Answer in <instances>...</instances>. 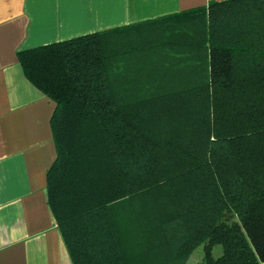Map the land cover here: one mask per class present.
<instances>
[{
	"label": "trees",
	"instance_id": "16d2710c",
	"mask_svg": "<svg viewBox=\"0 0 264 264\" xmlns=\"http://www.w3.org/2000/svg\"><path fill=\"white\" fill-rule=\"evenodd\" d=\"M15 56L53 103L44 195L71 264H182L197 244L195 264L264 261V0H208ZM141 56L147 81L114 77Z\"/></svg>",
	"mask_w": 264,
	"mask_h": 264
},
{
	"label": "crops",
	"instance_id": "0c3cea01",
	"mask_svg": "<svg viewBox=\"0 0 264 264\" xmlns=\"http://www.w3.org/2000/svg\"><path fill=\"white\" fill-rule=\"evenodd\" d=\"M207 1L0 0V264H71L44 195L53 103L24 78L15 51ZM146 59H126L114 77L147 81Z\"/></svg>",
	"mask_w": 264,
	"mask_h": 264
},
{
	"label": "rangeland",
	"instance_id": "374dc122",
	"mask_svg": "<svg viewBox=\"0 0 264 264\" xmlns=\"http://www.w3.org/2000/svg\"><path fill=\"white\" fill-rule=\"evenodd\" d=\"M217 252H218V246H215L214 253ZM200 255H201V245L197 244L190 252V254L186 257V259L183 261L182 264H195L197 259H199Z\"/></svg>",
	"mask_w": 264,
	"mask_h": 264
}]
</instances>
